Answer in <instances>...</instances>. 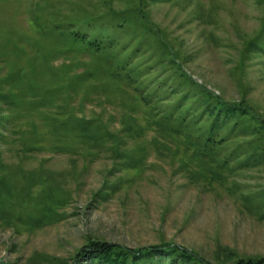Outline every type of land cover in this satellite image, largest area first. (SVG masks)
Instances as JSON below:
<instances>
[{"label": "rangeland", "instance_id": "obj_1", "mask_svg": "<svg viewBox=\"0 0 264 264\" xmlns=\"http://www.w3.org/2000/svg\"><path fill=\"white\" fill-rule=\"evenodd\" d=\"M263 121L264 0H0V263L264 257Z\"/></svg>", "mask_w": 264, "mask_h": 264}, {"label": "trees", "instance_id": "obj_2", "mask_svg": "<svg viewBox=\"0 0 264 264\" xmlns=\"http://www.w3.org/2000/svg\"><path fill=\"white\" fill-rule=\"evenodd\" d=\"M201 90L206 95L210 94V92L203 87ZM211 96L221 99L220 96H214L213 94ZM242 102L248 106L245 100H242ZM245 105L239 104L236 106L238 110L235 111L245 113L247 110ZM222 106H226L227 110L235 108V105L224 100L223 103H218L217 106L208 109V118L214 121L219 117ZM257 116L256 114L253 115V117ZM230 252L236 253L228 247L219 246L215 251L214 262L208 260L207 262L206 259L197 252L193 250L190 251L186 247L178 244L158 243L145 247L128 248L120 244L109 243L108 241L89 239L86 244L77 249L70 262L62 258L55 264H264V257L233 258L230 257ZM221 254H224L227 258L223 257Z\"/></svg>", "mask_w": 264, "mask_h": 264}]
</instances>
